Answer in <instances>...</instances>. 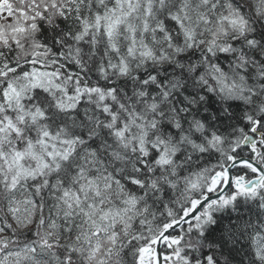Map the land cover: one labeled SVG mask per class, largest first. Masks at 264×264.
<instances>
[{"label":"snow or ice","instance_id":"6c2138e0","mask_svg":"<svg viewBox=\"0 0 264 264\" xmlns=\"http://www.w3.org/2000/svg\"><path fill=\"white\" fill-rule=\"evenodd\" d=\"M0 264H264V0H0Z\"/></svg>","mask_w":264,"mask_h":264}]
</instances>
